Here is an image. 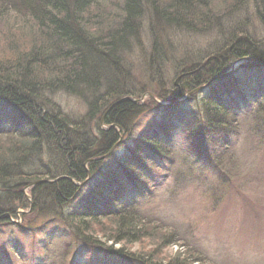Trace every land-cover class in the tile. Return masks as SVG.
<instances>
[{
  "label": "trees",
  "instance_id": "trees-1",
  "mask_svg": "<svg viewBox=\"0 0 264 264\" xmlns=\"http://www.w3.org/2000/svg\"><path fill=\"white\" fill-rule=\"evenodd\" d=\"M254 22L264 31V0H0V216L27 208L24 188L43 181L32 190V212L52 214L71 227L78 245L68 264H87L82 258L93 260L92 252L128 259L124 250L112 248L155 237L137 213V202L157 192L169 167L185 156L190 170H202L199 162L210 159L225 168L227 156L244 139V122L264 132L260 71L212 82L242 59L264 63V40L252 36L256 30L251 34ZM197 36L205 45L189 42ZM134 61L141 63L146 85L139 84ZM169 65L177 78L185 75L182 93L209 86L198 92L195 109H160L158 121L137 131L136 122L158 109L154 102L135 101L148 93L170 104L178 101L177 87L165 90L162 78L160 86L151 81ZM61 96L86 105L82 120L65 115L56 103ZM102 122L121 128L133 142L124 157L107 156L120 136L115 128L103 130ZM177 139L186 143L176 154ZM103 170L102 187L96 174ZM183 170L176 179L185 182L190 171ZM59 177L66 178L44 184ZM211 194L217 197L215 190ZM102 220L111 224L100 238L87 222ZM10 222L0 217V228ZM186 260L177 253L164 263L189 264Z\"/></svg>",
  "mask_w": 264,
  "mask_h": 264
},
{
  "label": "rangeland",
  "instance_id": "rangeland-1",
  "mask_svg": "<svg viewBox=\"0 0 264 264\" xmlns=\"http://www.w3.org/2000/svg\"><path fill=\"white\" fill-rule=\"evenodd\" d=\"M14 24L15 21L12 20L10 26ZM253 26L255 29L253 28L251 34L257 32L252 36L255 35L256 39L260 37L261 40H264V31L261 27L256 22ZM1 27L2 23H0ZM17 27H19V32L24 29L22 25ZM190 38L191 44L205 45L206 41L202 36H197L195 40H190ZM140 64L134 61V73H137L139 84L146 85L143 74L141 76L139 74L142 69ZM240 68H245V66ZM261 74L264 75V69L258 72V75ZM157 75L155 74L154 77ZM154 77H150L151 81L153 80L159 86L162 78V87L165 90L175 87L177 75L172 65L167 66L163 75L157 77L158 79ZM180 82L181 79L178 80V84L183 88L184 86ZM144 97L137 103L143 106H154V102L158 110L162 108L149 96ZM201 97L194 92L190 96L183 97L179 105L195 109ZM56 103L62 108L65 115L74 121L82 120L88 112L86 105L75 97L61 96V98H57ZM160 118V111L151 114L149 112V115L142 116V119L136 122L137 131ZM243 126L242 136L244 139L240 140L234 153L227 156V167L220 168L221 174H224L226 178H224L227 185L225 189L217 184L213 172L207 173V171L204 172L205 170L195 167L190 170V165L183 156L181 157L182 162L180 160L176 162V166L179 167H169L172 173L177 169L186 170H183L184 173L190 171L186 181H182L183 185L180 181L178 183L174 181L176 178L171 177L172 180L169 184L160 186L161 190L156 193V196L154 193L152 198L138 202L142 205L139 206L137 213L146 219L145 225L149 233H154L155 237H145L140 242L124 244L123 248L118 245L114 246L112 248L114 251L124 250L129 255L128 259H131L130 263L122 261V264H138L134 260L145 264L144 261L151 259L149 264H165V260H171L177 253H182V257L188 259L186 261L189 264H198L193 263L195 259L199 260V264H264V132L256 130L259 127L252 121L244 122ZM95 127V125L92 126L94 130ZM101 128L105 131L108 130V126L104 124ZM126 136V134L120 135L123 145L113 153L115 159L121 158L126 151L125 148L133 145V142ZM258 139L262 143L261 146L258 145ZM179 140L175 141L174 151L176 154L178 151H184L186 143L184 139ZM0 141L4 140L0 138ZM112 161L114 160L112 159ZM104 170L96 174L99 178L97 184L102 187L105 183ZM197 179H199V183L195 185L194 181ZM86 189H90V187ZM204 189L217 191L214 206L209 203L211 195H201ZM27 191H24L25 194L28 193ZM223 191L225 192L223 193ZM27 210H20L25 214H20L18 229L13 225L0 228V258L3 257L2 250H5L8 253H4L10 258L11 264H68L74 247L78 245L75 244L76 240L71 227L67 226L68 229L61 225L59 218L52 214L48 218H44L40 212ZM63 213L66 215L67 212ZM87 223L100 238L102 235H107L106 232L111 224L108 220H102L100 223L94 222V224L91 221ZM165 227L170 228L166 229ZM171 228L174 232L171 231ZM7 240L11 242L19 255L10 253V248L3 245ZM170 240L174 244L171 245ZM68 245L71 246V249L66 254ZM108 247L111 248L112 244L108 243ZM95 254L96 252H92L91 257H94ZM96 261L95 257L93 260L89 259L87 264H101Z\"/></svg>",
  "mask_w": 264,
  "mask_h": 264
},
{
  "label": "bare ground",
  "instance_id": "bare-ground-1",
  "mask_svg": "<svg viewBox=\"0 0 264 264\" xmlns=\"http://www.w3.org/2000/svg\"><path fill=\"white\" fill-rule=\"evenodd\" d=\"M240 74V73H239ZM236 75H238V74H235V75H230L232 78H234ZM219 81H221V79L219 80ZM213 82V81H212ZM239 82H240V79H239V81H238V84H239ZM231 89H234V91H240V89H236V88H231ZM133 101V100H132ZM111 128H115L116 129V131L118 132V134H119V136L121 135V134H124L123 133V131H122V129L121 128H119V127H116V126H112V127H109V129H111ZM121 133V134H120ZM123 139L122 138H120V141L118 142V144L112 149V151L110 152V153H108L107 154V156H109L111 153H114L115 152V150H117L121 145H123ZM107 156H104V157H101V158H97V159H95V160H97V161H100V160H104V159H106V158H108ZM87 169H88V167H87ZM64 178H66V177H59V178H57V179H50V178H48V179H45V181H44V184H53V183H57V182H59V181H62ZM41 183H43V181H41L40 183H36V182H34V183H30V184H28L24 189L25 190H28L27 192L31 195V197H32V190H33V188L34 187H36L38 184H41ZM78 186L79 185H81V183H76ZM25 193V192H24ZM26 195V194H25ZM26 200H27V203H28V207L27 208H25V210L26 209H33L34 210V207H33V198H29L27 195H26ZM68 204H71V203H68ZM6 206L7 205H5L4 206V208L2 209V211L4 212L5 211V208H6ZM66 208H69L70 209V207H69V205L67 206H65ZM31 209V210H32ZM27 210V211H28ZM32 210V211H33ZM15 211V209H10V210H6L4 213H3V215L2 216H0L2 219H4V218H7V219H10V220H15V222H10V225H13V226H15L17 229L20 227V223H19V221H20V219H21V215H23V214H25L24 213V211H22V212H16L15 213V215H13L12 213ZM41 211V210H40ZM67 212L68 211V209H65V210H63V212ZM35 212V211H34ZM21 214V215H20ZM40 214H42L41 212H40ZM48 216L49 215H46V214H42V217H44V218H48ZM4 217V218H3ZM10 217V218H9ZM12 217H14V218H12ZM47 236H50V235H47Z\"/></svg>",
  "mask_w": 264,
  "mask_h": 264
},
{
  "label": "water",
  "instance_id": "water-1",
  "mask_svg": "<svg viewBox=\"0 0 264 264\" xmlns=\"http://www.w3.org/2000/svg\"><path fill=\"white\" fill-rule=\"evenodd\" d=\"M243 62H245V61H249V62H254V60H252V59H244V60H242ZM240 63V62H239ZM182 78V76L181 77H179L178 79H177V81H176V85L178 84V80H180ZM179 95H180V92H179Z\"/></svg>",
  "mask_w": 264,
  "mask_h": 264
}]
</instances>
